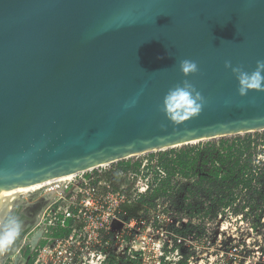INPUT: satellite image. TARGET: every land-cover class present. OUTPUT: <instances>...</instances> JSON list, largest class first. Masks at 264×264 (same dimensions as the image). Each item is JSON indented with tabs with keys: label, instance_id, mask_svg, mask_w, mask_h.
<instances>
[{
	"label": "water",
	"instance_id": "water-1",
	"mask_svg": "<svg viewBox=\"0 0 264 264\" xmlns=\"http://www.w3.org/2000/svg\"><path fill=\"white\" fill-rule=\"evenodd\" d=\"M182 59L198 72L185 78ZM258 60L264 0H0V193L264 131V91L241 97L225 67ZM184 79L203 106L176 101L168 119ZM16 222L0 210V236Z\"/></svg>",
	"mask_w": 264,
	"mask_h": 264
},
{
	"label": "trees",
	"instance_id": "trees-1",
	"mask_svg": "<svg viewBox=\"0 0 264 264\" xmlns=\"http://www.w3.org/2000/svg\"><path fill=\"white\" fill-rule=\"evenodd\" d=\"M160 153L153 167L157 177L148 182L147 193L123 209L137 217L141 211H157L162 206L172 217L167 228L176 249L183 247L177 244L183 239L202 243L207 229L226 214L246 220L252 217L264 225V132ZM140 169V165L119 162L115 177ZM158 215L154 216V228L161 227Z\"/></svg>",
	"mask_w": 264,
	"mask_h": 264
},
{
	"label": "built area",
	"instance_id": "built-area-1",
	"mask_svg": "<svg viewBox=\"0 0 264 264\" xmlns=\"http://www.w3.org/2000/svg\"><path fill=\"white\" fill-rule=\"evenodd\" d=\"M93 171L77 174L69 182L47 181L43 188L14 200L13 208L29 198L46 202L38 223L24 240L34 254V264H124L132 251L119 262V225L125 230L122 242L138 234L145 236L153 226L147 216L132 217L123 209L147 193L148 183L141 190H120L113 183L115 173H106V177L88 174ZM158 219L162 221L160 215ZM38 234L40 239L33 248Z\"/></svg>",
	"mask_w": 264,
	"mask_h": 264
},
{
	"label": "rangeland",
	"instance_id": "rangeland-1",
	"mask_svg": "<svg viewBox=\"0 0 264 264\" xmlns=\"http://www.w3.org/2000/svg\"><path fill=\"white\" fill-rule=\"evenodd\" d=\"M263 132L258 133L263 134ZM206 142L210 141L192 144V146H201ZM183 147L179 146L174 149L180 151ZM160 154V152H156L121 161L132 166L140 165L141 169L138 173L131 170L128 173H121L113 177L115 188L128 191L134 188L136 190L145 188L148 182L157 177L153 167L158 163ZM118 163L96 169L88 174L105 177L110 174L113 176ZM158 174L162 175L161 170L158 171ZM25 201L23 205L31 204L35 200L29 198ZM138 214L139 217L147 214L146 216L152 223L154 222V216L159 214L162 218L161 227L154 228L153 225L149 232L148 230L145 232V236L138 234L137 237L131 238V241L122 242L121 238L125 235V230L124 225L120 224V242L116 250L119 262L129 250L132 251L130 258L125 259L124 264H181L180 262H183L182 264H264V225L252 221V217L246 220L242 217L226 214L225 217L219 219L207 229V235H205L202 243L192 238L183 239V241L179 240L177 242L179 246L182 244L183 247L176 249L171 238L172 231L167 228V223L171 222L172 217L164 213L162 206H159L157 211L151 210L148 213L141 211ZM160 245L161 248H159ZM143 248L144 251H142Z\"/></svg>",
	"mask_w": 264,
	"mask_h": 264
},
{
	"label": "clouds",
	"instance_id": "clouds-1",
	"mask_svg": "<svg viewBox=\"0 0 264 264\" xmlns=\"http://www.w3.org/2000/svg\"><path fill=\"white\" fill-rule=\"evenodd\" d=\"M225 67L230 68L236 76L239 84L237 91L241 97L246 96L250 89L264 91V60H258L256 69L251 73L242 70L239 66H233L230 61L225 62ZM179 70L187 78L197 73L199 69L195 61L182 59L179 61ZM176 101H181L186 110L198 113L203 106L204 98L190 80L184 79L180 84L169 89L164 96L162 111L166 118L171 119ZM20 231V225L14 223V227L10 231L0 236V246L12 243L19 236Z\"/></svg>",
	"mask_w": 264,
	"mask_h": 264
},
{
	"label": "flooded vegetation",
	"instance_id": "flooded-vegetation-1",
	"mask_svg": "<svg viewBox=\"0 0 264 264\" xmlns=\"http://www.w3.org/2000/svg\"><path fill=\"white\" fill-rule=\"evenodd\" d=\"M45 205V200H35L31 204L19 205L12 209L16 217V224L20 225L21 231L19 236L16 237L12 243L3 246L0 264H34V254H31L24 240L27 234L38 223L39 215L43 211ZM12 228H10L9 231Z\"/></svg>",
	"mask_w": 264,
	"mask_h": 264
},
{
	"label": "bare ground",
	"instance_id": "bare-ground-1",
	"mask_svg": "<svg viewBox=\"0 0 264 264\" xmlns=\"http://www.w3.org/2000/svg\"><path fill=\"white\" fill-rule=\"evenodd\" d=\"M195 143V142H194ZM77 174H69L62 177L57 178L59 181H70L72 180ZM53 180H49L48 182H52ZM47 182V183H48ZM45 183H38V184H31L28 186H21V187H13L9 188L6 191L0 193V210L7 208L12 209L14 205V200L19 197L21 194L29 193V192H36L37 190L44 187Z\"/></svg>",
	"mask_w": 264,
	"mask_h": 264
}]
</instances>
